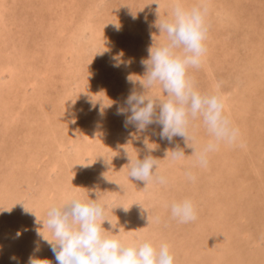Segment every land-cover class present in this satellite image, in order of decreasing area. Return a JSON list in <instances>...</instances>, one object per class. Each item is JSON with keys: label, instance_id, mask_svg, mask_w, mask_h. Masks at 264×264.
I'll return each mask as SVG.
<instances>
[{"label": "rangeland", "instance_id": "obj_1", "mask_svg": "<svg viewBox=\"0 0 264 264\" xmlns=\"http://www.w3.org/2000/svg\"><path fill=\"white\" fill-rule=\"evenodd\" d=\"M171 3L0 0V264H58L42 222L72 197L106 206V235L169 244L175 264H264V0H182L207 7V53L189 74L222 98L240 131L206 167L190 148L210 139L201 119L187 147L179 136L160 139V125L125 128L117 115L130 91H143L141 61L166 42L156 22L170 18ZM147 94L166 95L158 86ZM83 142L97 150L77 157ZM177 145L185 159L171 163ZM146 156L161 160L166 185L128 179L130 160ZM184 199L194 222L171 217L169 205Z\"/></svg>", "mask_w": 264, "mask_h": 264}, {"label": "clouds", "instance_id": "obj_2", "mask_svg": "<svg viewBox=\"0 0 264 264\" xmlns=\"http://www.w3.org/2000/svg\"><path fill=\"white\" fill-rule=\"evenodd\" d=\"M170 8V18L156 22L166 42L151 47L148 58L141 61L145 67V73L139 80L143 91H130L124 105L117 107V115L125 116V128L133 126L138 131H146L150 125H160V139L171 143L174 137L179 136L187 147L189 142H195L193 121L201 119L210 139L200 148H190L194 149L192 155L196 163L206 167L209 155L221 144L238 142L240 131L225 114L222 98L218 94L199 91L189 74V69L201 67L207 53V7L189 9L184 7L182 0H172ZM156 86L166 94L164 99L147 94ZM219 86L217 84V88ZM167 158L176 163L184 160L185 154L177 145L170 155L167 153ZM160 161L152 156L130 160L128 179L143 181L146 185H166L167 178L158 171ZM184 174L189 181H195L191 169ZM169 207L171 217L179 223L197 219L196 208L190 199L173 201ZM105 213L103 203L89 198L85 202L72 197L61 205L48 208L42 223L54 239L51 242L44 240L49 243L58 264H175L167 243L156 246L150 240H142L125 244L114 235H106L110 231L102 227L107 221ZM28 264H52V261L30 257Z\"/></svg>", "mask_w": 264, "mask_h": 264}, {"label": "bare ground", "instance_id": "obj_3", "mask_svg": "<svg viewBox=\"0 0 264 264\" xmlns=\"http://www.w3.org/2000/svg\"><path fill=\"white\" fill-rule=\"evenodd\" d=\"M162 5H163V3H162ZM8 86V85H7ZM248 104V103H247ZM68 108V107H67ZM69 111V110H68ZM255 112V111H254ZM242 114V113H241ZM10 115V114H9ZM11 117V116H10ZM30 118V117H29ZM31 119V118H30ZM3 128V127H2ZM8 128V127H7ZM81 134V133H80ZM80 136H82V134L80 135ZM93 140V139H92ZM73 141V140H72ZM56 142V141H55ZM57 143L58 144H60V145H67V142H61L60 140H58L57 141ZM79 143V142H78ZM78 145L79 144H76V151H75V155L77 156V157H85V154H90V152H93L92 150H93V148L95 149V146L94 147H91L90 145H89V143H82L81 145H79V147H78ZM17 146V145H16ZM64 147H67V146H64ZM63 149V148H62ZM95 150H97V149H95ZM94 152H97V151H94ZM53 164H57V162H54ZM57 168V165H51V167H50V172L51 171H54L55 169ZM77 175V174H76ZM76 175H73V177H76ZM15 206V205H14ZM35 211V210H34ZM35 212H37V211H35ZM32 213H33V211H32ZM41 221V220H40ZM26 226V225H25ZM244 233V232H243ZM238 234V233H237ZM240 234H242V233H240ZM229 235V234H228ZM230 236V235H229ZM230 238H232L231 236H230Z\"/></svg>", "mask_w": 264, "mask_h": 264}]
</instances>
